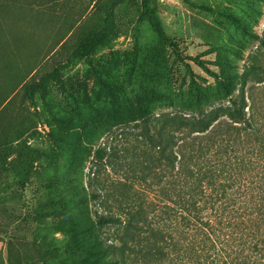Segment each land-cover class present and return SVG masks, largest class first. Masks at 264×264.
I'll return each mask as SVG.
<instances>
[{"label": "rangeland", "instance_id": "374dc122", "mask_svg": "<svg viewBox=\"0 0 264 264\" xmlns=\"http://www.w3.org/2000/svg\"><path fill=\"white\" fill-rule=\"evenodd\" d=\"M147 3L0 0V264H99L90 236L105 208L135 203L158 231L169 200L145 118L198 106L202 93L203 106H226L227 78L255 57L264 67V0ZM256 78L238 91L264 122V72ZM175 124L163 125L177 135ZM94 173L119 200L92 197ZM151 233L126 264H192L158 253Z\"/></svg>", "mask_w": 264, "mask_h": 264}, {"label": "trees", "instance_id": "16d2710c", "mask_svg": "<svg viewBox=\"0 0 264 264\" xmlns=\"http://www.w3.org/2000/svg\"><path fill=\"white\" fill-rule=\"evenodd\" d=\"M143 5L148 10L147 0ZM255 59L249 60L241 77L227 78L228 105L203 106L202 93L198 106L145 118L140 135L163 166L159 179L171 203H164L158 231L146 227L144 211L135 203L122 211L97 212L90 240L99 264H126V252L142 233L151 232L159 234L158 253L164 255L171 248L177 258L186 254L192 264H264V122L257 106H246L244 92L238 91L239 83L252 77L263 80L264 67ZM221 114L227 120L213 124ZM169 120L176 122L179 134L165 130L163 124ZM107 154L106 148H99L97 161ZM89 186L97 188L92 194L95 200L108 194L96 173ZM110 195L120 199L116 190ZM100 203L104 206V201ZM111 227L115 232L106 234ZM247 249L263 254L257 259L255 251L245 255Z\"/></svg>", "mask_w": 264, "mask_h": 264}]
</instances>
